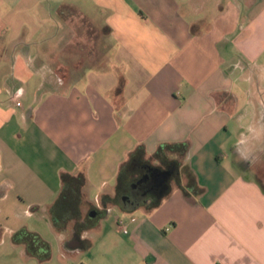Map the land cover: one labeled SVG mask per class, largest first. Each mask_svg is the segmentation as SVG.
Returning a JSON list of instances; mask_svg holds the SVG:
<instances>
[{
	"label": "crops",
	"instance_id": "0c3cea01",
	"mask_svg": "<svg viewBox=\"0 0 264 264\" xmlns=\"http://www.w3.org/2000/svg\"><path fill=\"white\" fill-rule=\"evenodd\" d=\"M196 1L97 0V11H110L104 25L79 34L67 23L64 36L69 49L81 40L94 64L63 84L49 64L58 34L40 40L38 1L0 0V264H49V238L59 264H264V180L253 164L257 152L264 162V135L253 134L264 129V0ZM164 144L188 146L175 159L202 192L173 183L156 208L120 207L122 163L139 146L150 159ZM81 172L80 225L56 228L60 176ZM21 230L49 245L47 259L39 241L36 257L12 242ZM71 230L82 242L75 250L64 246Z\"/></svg>",
	"mask_w": 264,
	"mask_h": 264
},
{
	"label": "trees",
	"instance_id": "16d2710c",
	"mask_svg": "<svg viewBox=\"0 0 264 264\" xmlns=\"http://www.w3.org/2000/svg\"><path fill=\"white\" fill-rule=\"evenodd\" d=\"M197 25L191 27V32L194 34L197 31ZM62 70L59 68L56 70V74H59ZM67 76V75H65ZM63 82L66 77H59ZM186 144H164L158 147L156 152L152 155L150 159L145 158L144 148L142 146L137 147L127 158L125 162L119 168L117 178H116V203L127 210L134 209L141 204L148 203L150 208H156L161 201L169 194L171 190V185H165L163 189L156 195L152 196L150 199L145 197L136 201H128V189L135 182L137 177L141 175L139 173V168L145 164H151V161L158 163L157 168L161 169L164 167H173L175 171L174 184L180 188L185 195H188L187 191H192L193 193H201L202 190L196 187L195 179L192 174L188 171L186 166H182V163L175 159L177 157L183 158L187 153ZM185 175L187 178L186 186L181 185V175ZM61 191L50 208V219L51 223L56 228L66 227L68 221L73 219H78L80 215V207L82 200L81 190L85 184L86 177L84 173H79L77 175L61 174ZM261 189L264 193V184H261ZM1 195V192H0ZM78 217V218H77ZM74 221V225L78 227L80 224ZM81 227V226H80ZM76 231V230H75ZM22 230L16 232L12 236L13 243H23L26 246L27 253L31 256H37L36 249L32 245L34 241H39L40 245L44 247L47 251L44 256L45 259L49 257V245L41 240L39 236H34L36 239L32 240V235L26 233V237H22ZM76 233V232H75Z\"/></svg>",
	"mask_w": 264,
	"mask_h": 264
},
{
	"label": "rangeland",
	"instance_id": "374dc122",
	"mask_svg": "<svg viewBox=\"0 0 264 264\" xmlns=\"http://www.w3.org/2000/svg\"><path fill=\"white\" fill-rule=\"evenodd\" d=\"M38 1V7L36 8V12L39 14V18L41 19L42 23V31H41V37L40 40H46L50 37L51 35V30L53 33H57V40H56V46L58 50L54 55L51 56L50 61V67H53V70L61 69L62 71L59 74H55L56 77L64 84L69 80V77L73 72H79L82 67H88L90 65H93L94 62L89 58V56L86 53V50L88 48L84 47L86 46L85 44L82 43L81 40L77 42L75 40L76 47L69 49V47L65 46V40L64 36L66 33V24L71 23L74 25V28H76L79 32V34H82L83 28L86 26L88 29V26L95 25L102 27L104 25L105 19L110 15V11L106 10L105 12L97 11L94 7V3L97 0H37ZM214 0H208L207 2V8L209 9L211 5L213 4ZM74 7V9H72ZM194 7V9H197L199 7V2L196 0H193L191 8ZM190 9V7H189ZM74 13H73V12ZM84 11L86 13L84 16L81 13ZM192 12V11H191ZM188 19H196L197 14L196 13H190L189 16H187ZM56 25L58 26L57 32L55 30ZM57 28V27H56ZM89 30V29H88ZM28 32V31H27ZM105 38L101 39L100 41L103 40L106 43V46L110 48L111 46V40L108 38V32L104 31ZM30 35L33 37L39 38L38 32H30ZM49 42V40H47ZM46 41V42H47ZM91 41L87 42L90 43ZM107 48V49H108ZM91 50V49H90ZM100 53V52H99ZM99 60L101 59V56H95ZM76 66L78 68H76ZM112 62H108L106 64V67L111 68ZM78 69V70H77ZM75 74V73H74ZM67 75V76H65ZM64 76L66 77V80L63 82L59 77ZM253 134L255 136L264 135V129L263 128H256L253 129ZM247 143L242 146L241 148L237 149L235 151L234 155V163H235V168L236 169H243L244 162L248 161L246 155L247 149ZM257 153H254L255 158H254V168L257 171V175H259L260 179L264 180V162L262 159L259 160L257 158L259 156ZM155 163V162H153ZM36 223L38 222V229L41 230L43 233H47V226L44 222V220H39L37 219L35 221ZM34 224V221L31 222ZM49 238V237H48ZM51 239L52 243V261H50L49 264H59L58 261V245L55 244V241ZM51 254V255H52ZM10 264L12 263V257Z\"/></svg>",
	"mask_w": 264,
	"mask_h": 264
},
{
	"label": "flooded vegetation",
	"instance_id": "af4514ba",
	"mask_svg": "<svg viewBox=\"0 0 264 264\" xmlns=\"http://www.w3.org/2000/svg\"><path fill=\"white\" fill-rule=\"evenodd\" d=\"M167 171L170 173L168 181L160 187H157V176L159 173ZM139 175L135 182L128 189V201H136L142 198H151L156 195L164 188V186L172 185L174 183L175 171L173 167H164L158 169L157 166L151 164H145L139 168ZM145 179V180H144ZM72 231V230H71ZM67 250L76 248L77 246H82L78 234L72 231V235L64 244Z\"/></svg>",
	"mask_w": 264,
	"mask_h": 264
},
{
	"label": "water",
	"instance_id": "95a60500",
	"mask_svg": "<svg viewBox=\"0 0 264 264\" xmlns=\"http://www.w3.org/2000/svg\"><path fill=\"white\" fill-rule=\"evenodd\" d=\"M169 177H170V173L167 171H163L159 173L157 176V187H160L163 184H165L168 181ZM93 216H94V213H91L90 217H93ZM77 248H80V246H77L76 248H72L71 250H75Z\"/></svg>",
	"mask_w": 264,
	"mask_h": 264
},
{
	"label": "built area",
	"instance_id": "2783aa9c",
	"mask_svg": "<svg viewBox=\"0 0 264 264\" xmlns=\"http://www.w3.org/2000/svg\"><path fill=\"white\" fill-rule=\"evenodd\" d=\"M18 98H19V95H15L14 96L15 105L17 107H20L21 106V103L19 102ZM117 226L122 231L123 234H127L128 231H127V229H126V227H125V225H124V223L122 221H119L118 220L117 221Z\"/></svg>",
	"mask_w": 264,
	"mask_h": 264
}]
</instances>
